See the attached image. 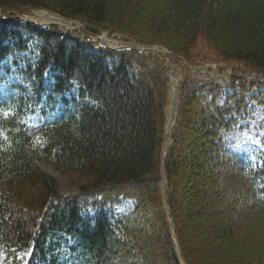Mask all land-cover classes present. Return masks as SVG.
Here are the masks:
<instances>
[{"label":"trees","instance_id":"16d2710c","mask_svg":"<svg viewBox=\"0 0 264 264\" xmlns=\"http://www.w3.org/2000/svg\"><path fill=\"white\" fill-rule=\"evenodd\" d=\"M41 9L52 13L28 16L124 34L165 47L172 61L190 59L201 38L245 70L221 83L182 82L163 157L160 55L15 17ZM0 12L4 264H181L166 205L185 264L196 252L207 264H264V136L255 161L233 148L252 122L264 127V0H0ZM42 161L63 168L74 189L59 193ZM184 193L204 202L194 222L181 221ZM221 203L230 214L216 210Z\"/></svg>","mask_w":264,"mask_h":264},{"label":"rangeland","instance_id":"374dc122","mask_svg":"<svg viewBox=\"0 0 264 264\" xmlns=\"http://www.w3.org/2000/svg\"><path fill=\"white\" fill-rule=\"evenodd\" d=\"M36 11L50 12V11H46V10L41 9V10H33L31 12H25V13H21V14L16 13L15 16L17 18L19 17L22 20V18H24L23 17L24 15H28V14H31V13L36 12ZM50 13H52V12H50ZM53 14H55V13H53ZM1 15L4 17V15L2 13H1ZM55 15L57 16V14H55ZM69 20H71V19H69ZM72 21L78 23V26L73 27V25L61 21L63 25L57 26V24H50L49 27L50 26H56L57 28L61 29L62 31H65V32H71V31L81 32L83 30V28H85V26H86V25L81 24V22L78 20H72ZM26 22L32 23L29 20ZM62 28L66 29V30H64ZM86 31L90 32L88 30H86ZM107 32L108 31L98 32V34L94 33L95 34L94 39L99 40V35L101 33H107ZM113 33L116 35L124 36L125 38L132 40L127 35L115 33V32H113ZM129 43H131V42L118 41L117 45H114V46L108 45L105 43L104 44L110 48H120L123 45H129ZM155 46H159V45H153L152 47H155ZM159 55L164 60V62L166 64H167V62L168 63L171 62V58L169 56L170 54H168V56H169L168 61L166 60L165 56H163L161 54H159ZM190 55H191L190 59H185L181 56H175V62H174V65H172V66L176 67L172 72L173 75L176 76L177 73H183L181 75V80H180L178 87H177L176 105L178 103V98H179L178 93H179L180 86H181L183 80L189 78V79H194V80L199 81V82L218 81V79H224V78L230 79L233 75H242L243 70H245L244 67L239 63L225 61L216 51H214L211 47H209L208 44L201 38H199L196 41V43L194 44L192 51H190ZM183 61H184V63H182ZM175 64H177V65H175ZM167 66H168V70H167V75H168V72L172 69V67L169 64H167ZM251 75H254V73H251ZM168 104H169V98H168ZM166 109H167V107H166ZM175 109H176V107H175ZM166 113H167V110H166ZM175 116H174V119H175ZM173 124H174V121H173ZM251 127H252L251 130L243 131L241 135L236 134L234 136L233 148L238 150L239 154L248 155L249 159H251L252 161H255L256 151L258 149H260V138L262 136H264V127H263L262 123H260L259 121L252 122ZM165 131H166V129H165ZM170 131H171V129H170ZM170 131H169V137H168L169 140H170V133H171ZM33 134L36 138L39 136L37 131H34ZM165 134H166V132H165ZM164 140H165V137H164ZM169 143H168V145H169ZM40 166H41L43 171H45L47 174H50L51 176L54 177V179H56L57 185L59 187V193L65 194V193L71 192L74 189V183H75L74 178H72L70 175H68L64 171L63 168L51 165L49 163H46L45 161L40 162ZM188 171H189V173H192L191 175H193L195 172V169H188ZM195 179L196 178H194V180ZM161 187H162V183H161ZM165 191H166V188H164L162 191V193L164 195H165ZM202 191L204 192V189ZM184 195L185 196H183L182 201H181V208H182L181 212L182 213H180L179 215L181 216V221L185 222L187 220L186 222H192L193 220L197 219L196 217L193 218V214L194 215L197 213L200 214V212L205 213V210L199 211V209H198L201 207L203 208L204 202L202 201V198H200V196H198V195H195L192 193L191 194L184 193ZM222 204L223 203L219 204L218 208L216 210H220V213L222 215H227V212H228V214H230V211L228 209H226V207L224 205L221 206ZM166 211H167L168 221H169V223L172 224L169 212H168V210H166ZM188 215L190 216V219L185 218ZM191 215H192V217H191ZM222 217H224V216H222ZM220 219H221V216H220ZM224 219H226V217L223 218L222 220H224ZM171 224H170V227H171ZM217 224L218 223L215 222L214 225H217ZM189 226H190V228L188 227V230L187 229H185V230L189 232V233L187 232V235L189 236V238L192 239V242L196 241V243H197L198 241H201V239H203V234L198 231L199 226H192V227H191V225H189ZM171 233H172V235H174L173 231H171ZM238 236L239 235H237V238L235 237V239H238ZM172 238L175 240L174 241L175 242V250L177 252L178 259L182 258L175 235L172 236ZM200 245H201L200 248L204 249L205 244H203V245L200 244ZM222 245H223V242L221 244H219L220 247H223ZM235 245H237V243ZM206 246H208V245H206ZM220 247L218 249H220ZM229 249L230 248H226L227 253H229ZM205 252H206V250H205ZM222 253H224V251H222ZM201 256H202V254H200L199 252H196L195 256H193V257L190 256L191 257V259H190L191 264H207L204 257L201 260V258H200ZM222 256H223V254H222ZM3 258H4V255L1 254L0 264H1V261Z\"/></svg>","mask_w":264,"mask_h":264},{"label":"bare ground","instance_id":"6f19581e","mask_svg":"<svg viewBox=\"0 0 264 264\" xmlns=\"http://www.w3.org/2000/svg\"><path fill=\"white\" fill-rule=\"evenodd\" d=\"M0 16H2L1 13H0ZM23 17L24 18H22V17L21 18H22V20L24 22L29 20L32 23H35V24L43 26V27H48L50 24H57V26L63 25L62 22L58 18H55V17H53L54 19L53 18H47V19H43V18L39 19V18H37V19H34V18H31L28 15H24ZM18 19L21 22H23L19 17H18ZM62 29H64V28H62ZM64 30H66V29H64ZM86 30H88V29H86ZM88 31H90V30H88ZM90 32H92V31H90ZM93 37H91V38L93 39ZM123 39L124 38L122 36H120V35H115V36L111 35V36H109V35H107V33H101L99 35V40H100L101 43H103V44L105 43V44L113 45V46L117 45L118 41H123ZM128 41H130V39ZM129 44H131V43H129ZM155 50H157L163 56H165L167 61L169 60V56L170 55L168 56L169 53L167 51H165V49L160 48V47H158V48L156 47ZM169 63H174V62L171 60V62H169ZM175 68L176 67L172 66V69L169 71V91H168L169 104L167 105V109H166L167 110V113H166V125H165L166 134H165V140H164V144H163V150L167 149L166 145H167V141H168V137H169V131L171 129L173 121L175 120L174 116H175V107H176V101H177L176 100V97H177L176 93H177V87H178V84H179V82L181 80V75H182L181 73H177L176 76L173 75L172 72H173V70ZM169 142H170V140H169ZM162 185H164V181H162ZM163 197H164V194H163ZM165 208H166V210H168V207H165Z\"/></svg>","mask_w":264,"mask_h":264},{"label":"water","instance_id":"95a60500","mask_svg":"<svg viewBox=\"0 0 264 264\" xmlns=\"http://www.w3.org/2000/svg\"><path fill=\"white\" fill-rule=\"evenodd\" d=\"M85 28L88 29V30H90V31H92L95 34H97L99 32V30L96 27H94V26L86 25ZM107 35H109V36L114 35L115 36L116 34H114L113 32H107ZM122 37L124 38L123 39L124 41H128L129 40V39L125 38L124 36H122ZM120 48H124V47H120ZM128 48H133V49H137V50H144V51H147L148 50L147 48H140L139 49L138 47H135L133 45H129ZM164 155H165V151L163 153V157H164ZM163 180L165 182V179H163Z\"/></svg>","mask_w":264,"mask_h":264}]
</instances>
